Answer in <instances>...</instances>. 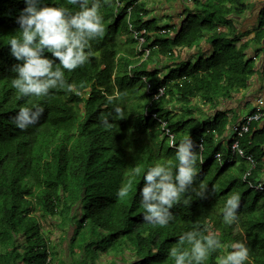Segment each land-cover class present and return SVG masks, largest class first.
I'll return each instance as SVG.
<instances>
[{"label":"trees","instance_id":"trees-1","mask_svg":"<svg viewBox=\"0 0 264 264\" xmlns=\"http://www.w3.org/2000/svg\"><path fill=\"white\" fill-rule=\"evenodd\" d=\"M248 1L191 0L192 8L180 26L172 28L173 35L159 37L162 28L149 18L146 1L123 0L116 19V0H104L100 12L105 32L91 41L94 55L72 72L64 70L73 90L57 88L47 97L28 98L11 85L18 61L7 45L20 30L17 18L26 5L24 0H0V264H89V258L102 254L112 259L122 254L126 264H174L168 249L195 226L219 230L223 244L244 242L247 264H264V194H256L242 180L250 164L239 157L222 168L215 161L218 154L224 161L232 159L230 143L227 150L222 143L234 124L217 105L234 100L257 74L251 49L264 62V9L252 39L241 42L235 27ZM46 2L51 5L53 0ZM55 2L78 10L68 0ZM130 8L134 28L152 35L144 46L150 49L145 61L127 24ZM202 41L211 46L208 57L180 62L175 49L191 50ZM154 60L158 67H151ZM260 75L264 80V71ZM148 84L151 91L165 88L152 112L167 122L175 145L185 136L195 144L202 139L203 160L209 162L204 166L198 161L195 188L199 191L203 182L211 200L190 190L173 206L176 219L167 227L145 222L143 208L135 203L149 165L177 162L175 150L161 136V124L154 121L150 129L153 120L144 115L152 98ZM124 92L128 95L120 96ZM34 104L44 108L39 122L23 130L16 127L13 118L19 107ZM117 104L124 118L110 121L111 128L102 126L101 115ZM207 107L215 113L203 121ZM240 147L256 162L251 179L258 181L264 172V122L252 126ZM135 167L141 169L138 175L132 172ZM129 182L128 197L118 198L117 190ZM234 191L241 195L237 221L222 225L224 201ZM43 217L66 235L71 257L79 250L78 261L69 263L53 254L40 224ZM237 226L244 238L229 240L228 230ZM227 251L231 249L210 254L205 264H218L217 258Z\"/></svg>","mask_w":264,"mask_h":264},{"label":"clouds","instance_id":"clouds-1","mask_svg":"<svg viewBox=\"0 0 264 264\" xmlns=\"http://www.w3.org/2000/svg\"><path fill=\"white\" fill-rule=\"evenodd\" d=\"M24 3L26 7L17 18L20 30L7 41L11 56L18 61L12 68L15 73L10 79L12 87L28 98L47 97L50 90L57 88L66 87L68 91H72L74 85L67 82L64 70L72 72L94 55L91 41L102 37L105 32L104 17L100 12L104 0H68L78 10L63 3L57 4L55 0L51 5L46 0H24ZM115 18H119V13ZM167 28L173 35L172 28ZM127 95V92L120 93L122 97ZM151 99L145 107V117L146 112L156 114L152 112L153 106L149 107ZM107 100L112 103L113 97L109 95ZM43 114L42 105L20 106L13 122L19 129H27L38 123ZM123 118L124 110L117 104L112 111L101 115L100 123L111 128L114 123L110 121ZM147 118L157 121L153 117ZM158 118L160 119L159 116ZM165 123L166 129L174 136V147H171V139L163 130L162 123L161 136L175 150L177 162L173 164L172 160H167L149 165L143 175V186L135 199L136 205L143 208V220L161 227L169 226L176 219L172 208L181 197L190 190L196 191L197 164L201 159L191 136H185L175 145V135ZM140 171V167L132 169L134 175H138ZM131 190V183H125L117 190L116 195L125 199ZM207 190V186L201 182L196 195L203 198ZM215 190L213 186V192ZM240 201L241 195L236 191L225 199L222 208L225 224L231 225L237 221ZM184 203H189V199H185ZM221 248H230L231 251L220 255L217 258L218 264H247L249 261V248L244 242L223 244L216 233L202 230L199 226L183 232L178 241L168 249V256L174 264H205L210 254Z\"/></svg>","mask_w":264,"mask_h":264},{"label":"crops","instance_id":"crops-1","mask_svg":"<svg viewBox=\"0 0 264 264\" xmlns=\"http://www.w3.org/2000/svg\"><path fill=\"white\" fill-rule=\"evenodd\" d=\"M155 1L158 2L157 6L155 8H150L154 7ZM150 2H152L149 7L150 12L155 11L156 13L152 19L155 21L162 19L163 21L167 20L169 22V25L164 26L161 23L160 28L169 27L174 29L180 26L186 15L187 8H192L191 0H150ZM248 6L249 8L247 12L242 17L238 18L235 23V27L238 31V37L241 42L248 41L254 37L255 29L259 23L260 13L264 9V0H249ZM190 52H192V55L186 56L187 58L184 57L185 61L189 59L195 60L198 56L208 57L211 53V46L202 41L198 46L191 50L185 49V53L187 55L190 54ZM249 57L256 59L258 72L251 80L248 88L243 93L238 94L234 100L229 102H219L217 105V111L228 113V118L231 120L233 119L234 123L244 117H242V113L244 111L240 113L241 108L248 106L247 110L249 111V114L255 109L257 100L264 97V80L260 75L261 72L264 71L262 55L257 54L254 49H251ZM235 105H237V107ZM208 109L209 107L206 108V113L208 114L207 116H212L215 111L209 112ZM238 114L240 115V118H238ZM229 129L227 130L228 134ZM259 180L264 182V172Z\"/></svg>","mask_w":264,"mask_h":264},{"label":"built area","instance_id":"built-area-1","mask_svg":"<svg viewBox=\"0 0 264 264\" xmlns=\"http://www.w3.org/2000/svg\"><path fill=\"white\" fill-rule=\"evenodd\" d=\"M123 5H124L123 0H116L115 15L118 16V13L120 12L119 10L123 7ZM131 11H132V8L128 9V11L126 12L127 24H128V27L131 25V27H129L130 33L138 43V50L143 55L142 61H145L150 56V49H146L144 46L146 44L147 37H152V35L149 34L146 29L138 31L134 28L132 21H131L132 20ZM169 35H172V31H170L168 28H163L158 33V36H161V37H165ZM146 89H147V94L152 97L149 107H152L155 102H158L162 97L165 96L164 87H160L156 91H151V84H148ZM145 114L147 117H153L154 119L162 123L163 130L165 131L166 135L171 139V147H174L173 146L174 136L171 135L169 130L166 129V123L162 122L156 114L150 115L148 112H146ZM262 122H264V97L257 100L255 109L252 112L244 116L242 119H240L238 122L234 123L230 127L228 136L230 138L229 143H230V150L232 153V159L224 161L220 154L216 155L215 157V161H217L218 164L222 168L227 167L228 165L232 164L235 158L240 157V158L245 159L250 164V168L245 173L242 180L249 187V189H251L256 194H261V195L264 194V182L261 180L252 181L251 178H252L253 171L256 168V162L253 160L251 156L246 155L244 151L241 149L240 140L251 131V128L254 124L256 123L259 124ZM196 148H197V151L200 153L201 164L204 166H207L209 162L205 163L203 160L204 145H203L202 139L200 140L198 144H196Z\"/></svg>","mask_w":264,"mask_h":264},{"label":"rangeland","instance_id":"rangeland-1","mask_svg":"<svg viewBox=\"0 0 264 264\" xmlns=\"http://www.w3.org/2000/svg\"><path fill=\"white\" fill-rule=\"evenodd\" d=\"M146 1V3L148 4V8L150 7V5L152 4V2H150V0H144ZM157 1L154 2V7H150V8H155L157 6ZM155 11H152L150 12V15H149V18H153L155 16ZM157 26L158 27H161V23L164 25H169V22L166 20V21H163L162 19H158L157 21H155ZM127 37H123L122 39L125 41ZM206 47V45H205ZM202 49V48H201ZM176 53L181 57L180 59V62L183 61L184 62V57L187 58L186 56H189V55H192L190 52V54H186L185 53V49H175ZM200 57V56H198ZM198 57L195 58L198 59ZM158 62V60H154L152 62L151 67H158L159 66V63H156ZM168 63V62H167ZM167 64L166 63H163V66H166ZM168 67V65H167ZM160 69V68H159ZM161 71L165 73V69L163 67H161ZM244 92V91H243ZM241 92V93H243ZM229 102V101H228ZM192 106H195V105H192ZM237 107V105H235ZM195 108V107H194ZM248 106H245L244 108H241V112L242 113V117L243 116H246L248 114V110H247ZM244 109V110H243ZM195 111L197 112L198 110L195 109ZM198 113V112H197ZM239 113V114H240ZM238 114V115H239ZM208 114H206V116H204L202 118L203 121H206V118L208 117L207 116ZM240 118V115L239 117ZM239 121V120H238ZM237 121V122H238ZM154 121H151L149 123V128L150 129H153V123ZM226 139L223 141L222 143V146H223V149L224 150H227L228 148V143L230 141V138L228 136V133L226 132ZM207 196V199L208 200H211V195L210 194H206ZM40 224L42 225L43 227V233L46 235V237H49L50 240H51V249H52V252L53 254H57L59 257H60V260H64V261H67L69 263H75L76 261H78V257H79V250L77 251H74L73 253V257L70 256V253H69V245H68V241H66L65 239V234L63 232H61L60 230L57 229L55 223H53V221H50V219L48 218H41L40 219ZM75 224H73L74 226ZM222 225H224V222H222ZM209 232H215L213 229H208ZM216 233H220L219 230H216ZM242 238H244V233L241 231L240 227H234L230 230H228V239L229 240H232V239H235V240H241ZM227 239V240H228ZM123 255L120 254V255H117L116 258H111L109 256H106V254H102L100 257H94V258H89V264H91L92 261H94V263L96 264H111L112 262H116L118 264H126V261L123 260ZM127 257L129 258V253L127 252ZM250 264V263H248Z\"/></svg>","mask_w":264,"mask_h":264}]
</instances>
